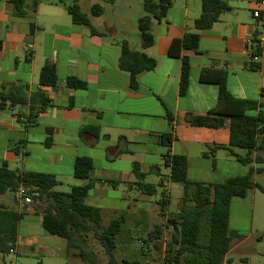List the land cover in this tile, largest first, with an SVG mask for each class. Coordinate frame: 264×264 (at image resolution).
<instances>
[{
	"label": "crops",
	"instance_id": "crops-1",
	"mask_svg": "<svg viewBox=\"0 0 264 264\" xmlns=\"http://www.w3.org/2000/svg\"><path fill=\"white\" fill-rule=\"evenodd\" d=\"M89 1L88 14L80 0L75 3L90 17L92 26L100 34L74 23L67 11L71 5L66 0H27L25 18L12 14L9 0H0V93L6 85H22L30 95L42 92L50 101L39 114L36 125L27 121L30 104L23 107L7 104L0 109V165L7 163L20 174L53 176L58 181L54 190L62 192L57 190L60 188L65 190L62 193H69L73 186L90 182L77 178L74 171L76 159L88 157L94 167L92 178L97 183L86 203L101 210L103 228L114 219L123 218V227L128 221L139 227L145 224V228L150 227L148 237L158 226L168 231L170 217L184 205L183 201L177 213L169 211L171 188L175 184L171 180L175 155L188 159L187 175L192 182L222 183L245 176L253 168L257 183L258 175L264 173V152L259 154L261 164L254 161L245 166L227 150L211 151L213 147L230 144V118L219 129L192 126L188 118L208 115L217 107L221 71L227 72V90L233 98L258 104L257 110L247 111V115L264 112V48L258 52L260 59L254 64L246 50L252 40L264 43V6H258L259 0H221L230 10L221 14L211 29L204 31L195 27L203 15L204 0H172L165 19L152 25L154 45L148 49L144 48L142 37L136 42L130 37V0H125L121 7L118 0L113 4ZM35 2L38 6L33 13ZM96 4L104 9L100 17L91 16ZM136 5L143 8L142 0H136ZM258 9L261 17L255 18L254 12ZM108 11L112 18L106 19ZM190 33L200 35L198 50L186 51L177 45L174 52L179 57L171 56L173 42L182 41ZM124 41L132 51L145 53L157 62L153 71L139 76L137 90L130 84V74L119 68ZM186 55L190 58V76L188 90L182 95ZM47 61L57 68L55 89L40 85V73ZM203 73L206 82L201 81ZM71 77L87 83V88L70 89L67 79ZM22 112L25 117L19 118ZM85 127L98 128L100 135L95 136L92 131L82 133ZM167 134L172 135L170 146L162 138ZM48 139L51 140L49 147L46 146ZM18 147L20 155L13 150ZM235 152L241 156L246 153L241 149ZM136 165L143 175L141 179L135 173ZM162 168L169 170V175L161 176L158 185L148 183L153 174L161 175ZM141 184L154 186L155 193H144ZM256 190H250L246 197L250 193L254 198ZM8 194L12 197L7 198ZM154 195L159 197V208L149 205L146 210ZM16 196L14 193L0 196V209L24 214L14 253H0V264H12L6 257L16 255L21 247L42 263L52 257L61 262L67 259L70 264L72 257L77 261L74 264H86L76 252L68 250L66 240L44 231V202L20 208ZM237 222L231 213L232 249L224 264H234L233 254L250 238L237 228ZM148 250L143 253V260H136L153 264L156 257ZM163 251L164 259L165 248Z\"/></svg>",
	"mask_w": 264,
	"mask_h": 264
},
{
	"label": "trees",
	"instance_id": "trees-1",
	"mask_svg": "<svg viewBox=\"0 0 264 264\" xmlns=\"http://www.w3.org/2000/svg\"><path fill=\"white\" fill-rule=\"evenodd\" d=\"M113 4L115 0H102ZM27 0H9L12 14L18 18L28 15ZM145 15L139 19V31L145 49L154 45L151 34L154 22L165 19L172 0H142ZM37 2L33 5V13L37 10ZM229 6L221 0H204L203 15L195 22L198 30L211 29L218 22L221 14L229 11ZM67 11L76 24L85 25L92 29L93 34H100L91 23L88 15L82 12L81 7L75 3L68 6ZM104 12L101 4H96L91 9V16L100 17ZM200 44L199 34H186L182 41H174L171 56L179 57L174 52L177 45H181L186 51H197ZM1 51V43H0ZM157 66L156 60L147 54L134 52L129 43L124 41L121 45L119 68L130 74V84L133 89L139 87L138 78L142 73L153 71ZM190 76V58L183 57L181 94L188 90ZM201 81L206 82L205 73L201 75ZM219 100L218 105L208 115L189 117L192 126L219 129L230 118V144L227 147H213L211 151L219 149L227 150L242 165L249 166L254 161L257 164L263 162L259 156L264 152V112L257 116L247 115V111L257 110L256 102L237 100L227 90V72L221 71L218 80ZM40 85L55 89L58 85L56 65L47 61L40 73ZM67 86L70 89H86L87 83L76 78H68ZM12 106L31 105L27 116L28 124L36 125L37 118L45 107L50 104L49 99L42 93L36 92L30 95L22 85H6L0 93V109ZM39 105V106H38ZM25 117L20 113L19 118ZM95 136L100 135L98 128L85 127L82 133L91 132ZM51 134V130H48ZM164 143L171 145L172 135L162 136ZM51 145V140L46 141V146ZM235 149L244 150L241 156ZM14 152L21 154L20 147L14 148ZM257 153L254 159L253 155ZM171 180L175 184H181L184 188L182 210L170 217L168 230L173 233L170 242L160 243L165 234L162 227H156L149 235V243L160 250L165 247L164 264H224L226 256L232 249V238L229 234V223L232 200L245 198L250 190L258 189L264 193L258 183L255 182V171L250 169L245 176L228 179L222 183L205 184L192 182L188 179V159L182 155H175L172 159ZM94 167L88 157H79L74 164L75 176L80 179H88L85 186H73L69 193L55 191L58 181L50 175L43 173H18L11 170L7 163L0 165V196L6 193L17 194L21 188L30 195H34L38 202H44L42 211L43 229L53 237L67 241L68 250L76 251V256L86 264H98L96 254L90 250L88 239L93 237L104 249L108 264H142L138 260L119 261L116 258L117 237L123 231V218L114 219L104 229L102 226V212L99 208L89 206L86 203L90 192L96 186L97 181L92 178ZM135 173L139 179L143 175L135 166ZM141 189L148 195L156 191L154 186L141 184ZM24 217L23 213L0 209V253L9 254L15 248L18 238L19 226ZM154 241H156L154 243Z\"/></svg>",
	"mask_w": 264,
	"mask_h": 264
},
{
	"label": "rangeland",
	"instance_id": "rangeland-1",
	"mask_svg": "<svg viewBox=\"0 0 264 264\" xmlns=\"http://www.w3.org/2000/svg\"><path fill=\"white\" fill-rule=\"evenodd\" d=\"M49 1V0H44ZM58 1V0H56ZM68 5H73L75 0H66ZM125 0H118V6L121 7ZM131 1V20H130V37L131 39L136 42L141 40V34L139 31V18L145 15V12L141 6L136 5V0ZM141 2V0H137ZM81 5L83 6L84 11L86 14L90 12V1L89 0H80ZM112 18V13L108 11L106 14V19ZM264 168V166H263ZM169 175V170L166 168L161 169V175L153 174L152 177L147 179L148 183H153L158 185L160 182L161 176ZM257 183L264 188V173H260L257 177ZM58 191H64V189H57ZM160 188L158 191L160 192ZM33 199L34 204H37L38 201L36 200L34 195H30ZM184 196V188L181 184H172L171 188V202L169 206V211L171 213H177L180 210V207L183 202ZM8 197H12L11 194L7 195ZM150 202L146 204V210L148 209L149 205H154L157 209L159 203V197L154 195L150 197ZM45 206V203H43ZM232 218L236 219L238 222L236 226L238 229H242V233L247 234L250 236L248 242L243 245L237 252L233 254L235 259L234 264H264V193L260 190L255 191V197L253 198V194H248L246 198H238L233 200L232 207H231ZM156 221L159 219L156 218ZM146 224L142 227L135 225L132 221H128L125 226L123 227L122 233L117 237V250H116V258L119 261L122 260H136L139 259L140 261L144 259L143 253L145 250H148V253H153L156 257L153 264H162L163 263V253L164 248L157 250L154 248L153 243H149L148 234L151 230L149 227L148 229ZM164 229V235L162 236L160 243L163 245L171 241L173 233L171 230L166 231ZM153 230H155L153 228ZM43 231V230H42ZM45 231V230H44ZM44 233V232H43ZM144 242V243H142ZM156 241H154L155 243ZM89 248L93 252L97 253L98 256V264H107L108 259L105 255L104 249L100 245V243L95 240L93 237L88 239ZM72 252H76L73 250ZM132 254V255H131ZM136 257V258H135ZM16 258V262L14 259ZM80 260V259H79ZM6 261L12 262V264H69L67 259H64V262L60 260L57 261L55 258L48 257L44 263L41 262V259L36 257L33 253H29L26 248L21 247L19 249V253L16 255H11L6 257ZM82 261V260H81ZM71 263L74 264L75 261L71 257Z\"/></svg>",
	"mask_w": 264,
	"mask_h": 264
},
{
	"label": "built area",
	"instance_id": "built-area-1",
	"mask_svg": "<svg viewBox=\"0 0 264 264\" xmlns=\"http://www.w3.org/2000/svg\"><path fill=\"white\" fill-rule=\"evenodd\" d=\"M258 6L259 7L264 6V0H259ZM254 17L255 18L261 17L260 9H258L254 12ZM263 42H264V39H263ZM263 48H264V43H262L261 41L252 40L247 44L246 50L250 54L251 63H253V64L258 63V61L260 59L258 52L260 50H263ZM16 200H17L20 208L34 204L33 199L30 196V194H28L26 192V190H24L23 188H21L20 191L17 193ZM142 243H144V242H142ZM164 245H166V244H164ZM163 248H165V247H163ZM10 253H14V249H11ZM162 264H164V263H162Z\"/></svg>",
	"mask_w": 264,
	"mask_h": 264
}]
</instances>
